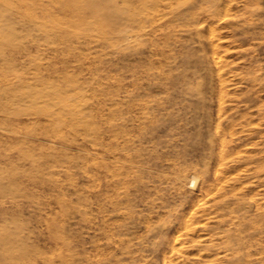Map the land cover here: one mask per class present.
Listing matches in <instances>:
<instances>
[{"label":"rangeland","instance_id":"374dc122","mask_svg":"<svg viewBox=\"0 0 264 264\" xmlns=\"http://www.w3.org/2000/svg\"><path fill=\"white\" fill-rule=\"evenodd\" d=\"M170 2L0 0V264H264V0Z\"/></svg>","mask_w":264,"mask_h":264},{"label":"bare ground","instance_id":"6f19581e","mask_svg":"<svg viewBox=\"0 0 264 264\" xmlns=\"http://www.w3.org/2000/svg\"><path fill=\"white\" fill-rule=\"evenodd\" d=\"M69 1H70V0H69ZM73 1L75 2V0H73ZM92 1H93V0H92ZM143 1H144V0H143ZM161 1H162V0H161ZM174 1H175V0H174ZM190 1H191V0H190ZM256 1H257V0H256ZM64 2H65V1H64ZM67 2H68V1H67ZM163 2H164V1H163ZM219 2H220V1H219ZM98 3H99V2H98ZM169 3H171L170 0H169ZM174 3H175V2H174ZM187 3H188V2H187ZM258 3H259V1H258ZM77 4H79V3H77ZM219 4H220V3H219ZM134 5H135V4H134ZM161 5H162V4H161ZM161 5H160V6H161ZM173 5H174V4H173ZM173 5H172V6H173ZM186 5H187V4H186ZM203 5H204V4H203ZM217 5H218V4H217ZM227 5H229V4H227ZM227 5H225V6H227ZM77 6H78V5H77ZM163 6H165V5H163ZM183 6H185V5H183ZM240 6H241V5H240ZM62 7H63V6H62ZM202 7H203V6H202ZM227 7H228V6H227ZM166 8H167V7H166ZM237 8H238V7H237ZM155 9H156V8H155ZM202 9H204V8H202ZM202 9H201V12H202ZM207 9H208V8H207ZM207 9H206V10H207ZM226 9H230V8H226ZM226 9H225V10H226ZM185 10H186V9H185ZM190 10H192V9H190ZM206 10H205V11H206ZM62 11H63V10H62ZM153 11H154V10H153ZM155 11H156V10H155ZM177 11H178V10H177ZM182 11H183V10H182ZM195 11H196V10H195ZM156 12H157V11H156ZM215 12H216V11H215ZM153 13H154V12H153ZM170 13H171V12H170ZM174 13H176V12H174ZM184 13H185V11H184ZM195 13H196V12H195ZM203 13H204V12H203ZM203 13H202V14H203ZM207 13H208V12H206V14H207ZM212 13H213V12H212ZM150 14H151V13H150ZM154 14H155V13H154ZM156 14H157V13H156ZM166 14H167V13H166ZM186 14H187V13H186ZM188 14H189V13H188ZM197 14H198V10H197ZM199 14L202 15L201 13H199ZM208 14H209V13H208ZM208 14H207V15H208ZM167 15H168V14H167ZM172 15H174V14H172ZM183 15H184V14H183ZM193 15H194V14H193ZM204 15H205V14H204ZM211 15H212V14H211ZM149 16H150V15H149ZM168 16H169V15H168ZM186 16H187V15H186ZM186 16H185V17H186ZM189 16H190V15H189ZM197 16H198V15H197ZM208 16H209V15H208ZM225 16H226V15H225ZM229 16H230V15H229ZM157 17H159V16H157ZM164 17H165V15H164ZM172 17H173V16H172ZM187 17H188V16H187ZM226 17H227V16H226ZM223 18H224V17H223ZM152 19L154 20V18H152ZM156 19H157V18H156ZM176 19H177V18H176ZM189 19H190V18H189ZM198 19H199V17H198ZM218 19H219V18H218ZM158 20H159V19H158ZM170 20H172V19H170ZM170 20H169V21H170ZM214 20H215V19H214ZM177 21H178V20H177ZM192 21H193V20H192ZM155 22H157V21H155ZM162 22H163V21H162ZM167 22H168V21H167ZM171 22L173 23V21H171ZM181 22H186V21H181ZM217 22H218V21H217ZM160 23H161V22H160ZM160 23H159V25H160ZM163 23H165V22H163ZM172 23H171V24H172ZM177 23H179V22H177ZM187 23H188V22H187ZM234 23H235V22H234ZM140 24H142V23L140 22ZM145 24L147 25V23H145ZM156 24H157V23H156ZM156 24H155V25H156ZM171 24H170V25H171ZM199 24L201 25L202 23H199ZM199 24H198V25H199ZM133 25H134V23H133ZM136 25H137V24H136ZM142 25H143V24H142ZM163 25H164V24H163ZM167 25H168V24H167ZM187 25H188V24H187ZM192 25H193V24H192ZM204 25H205V24H204ZM128 26H129V25H128ZM134 26H135V25H134ZM134 26H133V28H134ZM147 26H148V25H147ZM149 26H150V25H149ZM173 26H175V25H173ZM173 26H171V27L173 28ZM211 26H212V25H211ZM221 26H222V25H221ZM150 27H151V26H150ZM166 27H168V26H166ZM185 27H186V26H185ZM214 27H216V26L214 25ZM214 27L212 26V28H214ZM127 28H128V27H127ZM129 28H130L131 30H133L131 27H129ZM136 28H137V27H136ZM145 28H146V27H145ZM183 28H184V27H183ZM188 28H189V27H188ZM188 28H187V29H188ZM137 29H138V28H137ZM156 29H157V28H156ZM159 29H160V28H159ZM164 29H165V28H164ZM181 29H182V28H181ZM127 30H128V29H127ZM160 30H161V29H160ZM168 30H169V29H168ZM183 30H184V29H183ZM189 30H190V29H189ZM210 30H211V29H210ZM143 31H144V30H143ZM155 31H156V30H154V32H155ZM190 31H191V30H190ZM131 32H132V31H131ZM131 32H130V33H131ZM134 32H135V31H134ZM210 32H211V31H210ZM135 33H136V32H135ZM176 33H177V32H176ZM211 33H212V32H211ZM213 33H214V32H213ZM164 34H168V36H170V35H169V32H168V33H164ZM174 34H175V32H174ZM214 34H215V33H214ZM133 35H135V34H133ZM133 35H132V36H133ZM137 35H138V34H136V36H137ZM156 35H157V34H156ZM159 35H160V33H159ZM220 35H221V34H220ZM129 36H130V35H129ZM174 36H175V35H174ZM201 36H202V35H201ZM201 36H200V37H201ZM212 36H213V35H212ZM133 37L135 38V36H133ZM156 37H157V36H156ZM166 37H167V36H166ZM202 37H204V36H202ZM209 37H210V36H209ZM148 38H149V36H148ZM148 38H147V39H148ZM170 38H172V37H170ZM211 38H212V37H211ZM126 39H127V38H126ZM140 39H141V38H140ZM149 39H150V38H149ZM150 40H151V39H150ZM155 40H156V38H155ZM166 40H167V39H166ZM177 40H178V38H177ZM171 41H172V40H171ZM147 42H148V41H147ZM162 42L164 43V41H162ZM167 42H168V41H167ZM148 43H149V42H148ZM203 43H204V42H203ZM216 43H217V42H216ZM213 44H214V43H213ZM151 45H152V44H151ZM199 46H200V44H199ZM140 47H141V46H140ZM140 47H139L138 49H140ZM146 47H147V46H146ZM177 47H178V46H177ZM200 47H201V46H200ZM147 48H149V47H147ZM151 48H152V47H151ZM203 48H204V47H203ZM155 49H156V48H155ZM149 50H150V49H149ZM132 51H133V50H132ZM139 51H140V50H139ZM144 51H145V50H144ZM152 51H154L153 48H152ZM176 51H178V50H176ZM176 51H175V52H176ZM214 51H216V50H214ZM214 51H213V52H214ZM149 52H151V51H149ZM149 52H148V53H149ZM155 52H156V51H155ZM166 52H167V51H166ZM164 53H165V52H164ZM167 53H169V52H167ZM167 53H166V54H167ZM155 54H156V53H155ZM174 55H175V53H174ZM212 55H214V54L212 53ZM167 56H169V55H167ZM220 56H221V55H220ZM157 57H158V56H157ZM212 57H213V56H212ZM218 57H219V56H218ZM153 58H154V57H153ZM214 58H215V57H214ZM151 59H152V58H151ZM138 60H139V58H138ZM141 60H142V59H141ZM143 60H145V58H144ZM143 60H142V61H143ZM149 60H150V59H149ZM214 60H215V59H214ZM167 61H168V60H167ZM131 62H132V60H131ZM156 62H157V61H156ZM162 62H163V61H162ZM200 62H201V61H200ZM165 63H166V61H165ZM215 63H216V61H215ZM218 63H219V62H218ZM238 63H239V62H238ZM133 64H134V63H133ZM146 64H147V63H146ZM161 64H162V63H161ZM194 64H195V63H194ZM194 64H193V65H194ZM200 64H201V63H200ZM246 64H247V63H246ZM248 64H249V63H248ZM162 65H163V64H162ZM170 65H171V64H170ZM191 65H192V64H191ZM197 65H198V64H197ZM140 66H141V65H140ZM145 66H146V65H145ZM136 67H137V66H136ZM156 67H157V66H156ZM137 68H138V67H137ZM141 68H143V67H141ZM146 68H147V67H146ZM196 68H197V67H196ZM170 69H172V67H171ZM180 69H181V68H180ZM219 69H221V67H219ZM219 69H218V72L220 71ZM258 69H259V68H258ZM143 70H145V69H143ZM152 70H153V69H152ZM200 70H202V69H200ZM156 71H157V70H156ZM138 72H139V71H137V73H138ZM141 72H142V71H141ZM141 72H140V73H141ZM188 72H189V71H188ZM140 73H138V74H140ZM147 73H148V71H147ZM155 73H156V72H155ZM160 73H162V72H160ZM174 75H175V74H174ZM217 75H218V74H217ZM200 76H201V75H200ZM171 78H173V77L171 76ZM171 78H170V79H171ZM139 80H140V79H139ZM130 81H131V80H130ZM130 81H129V82H130ZM149 81H150V80H149ZM173 81H174V80H173ZM173 81H172L171 84H173ZM199 81H200V80H199ZM132 82H133V80H132ZM133 83H134V82H133ZM165 83H166V82H165ZM259 83H260V82H259ZM190 84H191V83H190ZM133 85H134V84H133ZM173 85H174V84H173ZM198 85H199V84H198ZM218 85H219V84H218ZM140 86H141V85H140ZM142 86H143V85H142ZM219 86H220V85H219ZM134 88H135V87H134ZM190 89H191V88H190ZM199 89H200V88H199ZM159 91H160V90H159ZM191 93H192V92H191ZM220 93H221V92H220ZM140 94H141V93H140ZM145 95H146V94H145ZM148 95H149V94H148ZM162 96H163V95H162ZM195 96H196V95H195ZM219 96H220V95H219ZM157 97H158V95H157ZM160 97H161V96H160ZM131 99H133V98H131ZM168 99H169V98H168ZM168 99H167V100H168ZM198 99H199V97H198ZM202 99H203V98H202ZM158 100H159V99H158ZM220 100H221V99H220ZM185 101H187V100H185ZM129 102H130V100H129ZM133 102H134V101H133ZM129 104H130V103H129ZM154 104H155V103H154ZM171 104H172V103H171ZM148 105H149V104H148ZM167 105H168V104H167ZM151 107H152V106H151ZM162 109H163V107H162ZM217 109H219V108H217ZM154 112H155V114H156V111H154ZM216 113H217V112H216ZM157 116H158V115H157ZM259 121H260V120H259ZM255 123H257V121H256ZM237 125H238V124H237ZM224 128H225V127H224ZM255 139H256V138H255ZM221 144H222V143H221ZM261 151H262V150H261ZM139 153H140V152H139ZM215 153H216V152H215ZM237 156H238V155H237ZM219 157H220V156H219ZM239 158H240V157H239ZM220 159H221V158H220ZM255 159H256V158H255ZM258 159H259V158H258ZM260 159H261V158H260ZM229 160H230V159H229ZM102 162H103V161H102ZM217 162L219 163L220 161H217ZM227 163H228V162H227ZM234 163H235V162H234ZM236 163H237V161H236ZM158 165H159V164H158ZM217 165H218V164H217ZM227 165H228V164H227ZM257 165H258V164H257ZM257 165H256V166H257ZM140 166H144V165L142 164V165H140ZM214 166H216V165H214ZM104 167H105V166H104ZM145 167H146V166H145ZM146 168H147V167H146ZM182 168H183V167H182ZM178 169H179V168H178ZM178 169H177V171H176L177 173H178ZM186 169H187V168H186ZM192 169H193V168H192ZM179 170H180V169H179ZM217 170H218V169H217ZM217 170H216V171H217ZM187 171H191V170H187ZM194 171H195V170H194ZM220 171H221V170H220ZM223 171H224V170H223ZM225 171H226V170H225ZM135 173H136V172H135ZM177 173H176V174H177ZM194 173H195V172H194ZM194 173H193L194 176L197 175L196 173H195V174H194ZM207 173H208V172H207ZM212 173H213V172H212ZM216 173H217V172H216ZM221 173H222V171H221ZM241 173H242V172H241ZM176 174H175V176H176ZM186 174H187V173H186ZM190 174H191V173H190ZM246 174H247V173H246ZM83 175H84V174H83ZM191 175H192V174H191ZM200 175H201V174H200ZM215 175H216V174H215ZM240 175H241V174H240ZM262 175H263V174H262ZM136 176H137V175H136ZM194 176H193V177H194ZM198 176H199V175H198ZM198 176H197V177L195 176V177L198 178ZM176 177H177V176H176ZM176 177H175V178H176ZM199 177H200V176H199ZM203 177H204V176H203ZM203 177H202V179H203ZM140 178H141V177H140ZM177 178H178V177H177ZM177 178H176V179H177ZM181 178H182V177H181ZM185 178H186V176H185ZM190 178H191V176H190ZM190 178H189V179H190ZM135 179H136V177H135ZM182 179H183V178H182ZM191 179H192V178H191ZM194 179H195V178H193V180H192L193 182H194ZM208 179H209V178H208ZM213 179H214V178H213ZM232 179H233V178H232ZM105 180H106V179H105ZM107 180H108V179H107ZM195 180H196V179H195ZM215 180H218V179H215ZM215 180H214V181H215ZM222 180H224V179H222ZM96 181H97V180H96ZM121 181H122V180H121ZM124 181H125V180H124ZM138 181H139V180H138ZM140 181H141V180H140ZM180 181L182 182V180H180ZM192 181H191V182H192ZM188 182H189V181H188ZM205 182H206V181H205ZM207 182H208V181H207ZM216 182H217V181H216ZM256 182H257V181H256ZM134 183H135V182H134ZM175 183H177V182H175ZM178 183H179V181H178ZM223 183H224V182H223ZM97 184H98V183H97ZM201 184H202V183H201ZM203 184H204V183H203ZM225 184H226V183H225ZM263 184H264V183H263ZM91 185H92V184H91ZM142 185H143V184H142ZM154 185H156V184H154ZM179 185H182V184L179 183ZM179 185H178V186H179ZM204 185H205V184H204ZM257 185H258V184H257ZM95 186H96V185H95ZM205 186H206V185H205ZM205 186H203V188H204ZM207 186H208V185H207ZM212 186H213V185H212ZM228 186H229V184H228ZM140 187H141V186H140ZM145 187H146V186H145ZM213 187H216V186H213ZM230 187H231V186H230ZM93 188H94V185H93ZM96 188H97V187H96ZM222 188H223V187H222ZM105 189L107 190L108 188H105ZM197 189H198V187H197ZM113 190H114V189H113ZM113 190H112V192H113ZM134 190H135V189H134ZM181 190H182V189H181ZM213 190H214V189H213ZM222 190H223V189H222ZM132 191H133V190H132ZM179 191H180V190H179ZM205 191H206V190H205ZM205 191H204V192H205ZM214 191H215V190H214ZM214 191H213V192H214ZM223 191H225V190H223ZM180 192H181V191H180ZM210 192H211V191H210ZM225 192H226V191H225ZM116 193H117V192H116ZM217 193H218V192H217ZM108 194H109V193H108ZM120 194H121V193H120ZM122 194H124V193H122ZM214 194H215V192H214ZM100 195H101V194H100ZM234 195H235V194H234ZM259 195H260V194H259ZM104 196H106V195H104ZM117 196H118V195H117ZM137 196H138V195H137ZM223 196H224V195H223ZM229 196H230V195H229ZM231 196H232V195H231ZM111 197H113L112 194H111ZM111 197H110V198H111ZM232 197H233V196H232ZM94 198H95V197H94ZM201 199H202V197H201ZM226 199H227V198H226ZM102 200H103V199H102ZM198 200H200V199H198ZM202 200H203V199H202ZM109 201H110V200H109ZM238 201H239V200H238ZM238 201H237V202H238ZM99 202H100V201H99ZM106 202H108V201H106ZM230 202H231V201H229V203H230ZM254 202H255V201H254ZM78 203H79V202H78ZM95 203H96V202H95ZM111 203H113V202L111 201ZM116 203H117V202H116ZM196 203H198V202H196ZM100 204H101V203H100ZM100 204H99V206H100ZM194 204H195V203H194ZM251 204H252V203H251ZM107 205H108V204H107ZM107 205H106V206H107ZM111 205H112V204H111ZM114 205H115V204H113V206H114ZM218 205H219V204H218ZM238 205H239V203H238ZM109 206H110V204H109ZM235 206H236V205H235ZM239 206H240V205H239ZM97 207H98V205H97ZM97 207H96V208H97ZM102 207H103V206H102ZM240 207H241V206H240ZM240 207H239V208H240ZM99 208H100V207H99ZM221 208H222V206H221ZM224 208H225V206H224ZM101 209H103V208H101ZM107 209H108V208H107ZM109 209H110V207H109ZM218 209H219V208H217V210H218ZM233 209H234V208H233ZM243 209H244V207H242V210H243ZM98 210H99V209H98ZM195 210H196V209H195ZM219 210H221V209H219ZM235 210H237L236 207H235ZM99 211H100V210H99ZM102 211L104 212V210H102ZM106 211H107V210H106ZM262 211H263V210H262ZM224 212H225V211H224ZM224 212H223V213H224ZM227 212H228V211H227ZM107 213H108V212H107ZM115 213H116V212H115ZM189 213H190V212H189ZM217 213H218V212H217ZM221 213H222V212H221ZM221 213H220V215H221ZM225 213H226V212H225ZM236 213H237V212H236ZM236 213H235V216H236ZM112 214H113V213H112ZM112 214H111V215H112ZM116 214L118 215V213H116ZM121 214H122V213H121ZM246 214H247V213H246ZM85 215H86V214H85ZM106 215H107V214H106ZM111 215L109 214V216H111ZM126 215H130V213H129V214H126ZM241 215H242V214H241ZM241 215H240V216H241ZM244 215H245V214H244ZM247 215H248V214H247ZM78 216H79V215H78ZM104 216H105V215H104ZM186 216H187V215H186ZM221 216H222V215H221ZM221 216H220V217H221ZM232 216H234V213H233ZM237 216H238V215H237ZM242 216H243V215H242ZM245 216H246V215H245ZM87 217H88V216H87ZM95 217H97V215H96ZM224 217H225V216H224ZM224 217H223V219H224ZM227 217H228V216H227ZM238 217H239V216H238ZM104 218H105V217H104ZM113 218H114V217H113ZM232 218H233V217H232ZM239 218H240V217H239ZM94 219H95V218H94ZM100 219H101V217H100ZM147 219H148V218H147ZM186 219H187V218H186ZM219 219H220V218H219ZM84 220H85V219H84ZM106 220H107V219H106ZM110 220H111V222H112V218H111ZM117 220H118V219H117ZM221 220H222V219H221ZM221 220H220V221H221ZM230 220H231V219H230ZM222 221H223V220H222ZM224 221H225V220H224ZM224 221H223V222H224ZM238 221H239V220H238ZM89 222H90V218H89ZM95 222H96V221H95ZM208 222H209V221H208ZM85 223H86V221H85ZM96 223H97V222H96ZM109 223H110V222H109ZM117 223H118V222H117ZM187 223H188V222H187ZM221 223H222V222H221ZM232 223H233V222H232ZM86 224H87V223H86ZM93 224H94V222H93ZM113 224H114V223H113ZM257 224H258V223H257ZM94 225H95V224H94ZM103 225H104V223H103ZM105 225H106V224H105ZM115 225H116V224H115ZM223 225H224V224H223ZM117 226H119V225H117ZM185 226H186V225H185ZM110 227H111V226H110ZM114 227H115V226H114ZM114 227H111V228H113V229H116V228H117V227H116V228H114ZM217 227H218V225H217ZM220 227H221V226H220ZM97 228H98V227H97ZM104 228H105V227H104ZM213 228H214V227H213ZM214 229H215V228H214ZM219 229H220V228H219ZM107 230H108V229H107ZM127 230H128V229H127ZM178 230H180V229H178ZM237 230H238V229H237ZM104 231L106 232V230H104ZM112 231H113V230H112ZM114 231H115V230H114ZM128 231H129V230H128ZM219 231H221V230H219ZM219 231H218V232H219ZM105 232H104V234H105ZM125 232H126V231H125ZM179 232H180V231H179ZM181 232H182V231H181ZM190 232H192V231H190ZM227 232H228V231H227ZM114 233H115V232H114ZM137 233H138V232H137ZM232 233H233V232H232ZM236 233H237V232H236ZM215 234H216V233H215ZM219 234H220V233H219ZM239 234H240V233H238L237 235H239ZM101 235L103 236V233H102ZM112 235H113V234H112ZM228 235H229V234H228ZM107 236H108V235H107ZM107 236H106V237H107ZM110 236H111V235H110ZM135 236H136V235H135ZM176 236H177V234H176ZM220 236H221V235H220ZM121 237H122V236H121ZM123 237H124V236H123ZM221 237H224V238H225V234H224V236H221ZM226 237H227V235H226ZM110 238H112V237H110ZM113 238H116V237H113ZM113 238H112V239H113ZM119 238H120V237H119ZM135 238H136V237H135ZM224 238H223V239H224ZM107 239H108V241H109V238H107ZM117 239H118V238H117ZM98 240H99V239H98ZM98 240H97V241H98ZM131 240H132V239H131ZM175 240H176V239H175ZM225 240H226V238H225ZM229 240H230V239H229ZM229 240H228V242H229ZM231 240H232V239H231ZM239 240H240V239H239ZM239 240H237V242H240V241H241V240H240V241H239ZM119 241H120V240H119ZM98 242H99V241H98ZM103 242H104V241H103ZM114 242H115V243H114L113 245L115 246V244L117 243V241L114 240ZM121 242H122V241H121ZM176 242H177V241H176ZM232 242H233V241H232ZM95 243H96V242H95ZM109 243H110V242H109ZM111 243H113V242H111ZM126 243H127V242H126ZM226 243H227V242H226ZM240 243H241V242H240ZM215 244H216V243H215ZM218 244H219V243H218ZM229 244H230V243H229ZM232 244H233V243H231L230 245H232ZM97 245H98V243H97ZM110 245H111V244H110ZM113 245H112V246H113ZM233 245H235V244H233ZM100 246H101V245H100ZM107 246H108V244H107ZM227 246H228V245H227ZM115 247H116V246H115ZM141 247H142V246H141ZM224 247H225V245H224ZM239 247H240V246H239ZM98 248H99V246H98ZM107 248H108V247H107ZM229 248H230V247H229ZM231 248H232V247H231ZM233 248H234V247H233ZM95 249H96V247H95ZM115 249H116V248H115ZM128 249H129V248H128ZM166 249H167V248H166ZM117 250H118V249H117ZM163 250H164V249H163ZM232 250H233V249H231V251H232ZM114 251H116V250H114ZM148 251H149V250H148ZM233 251H234V250H233ZM105 252H106V251H105ZM108 252H109V251H108ZM110 252H113V251H110ZM120 252H121V251H120ZM127 252H128V251H127ZM220 252H222V251H220ZM235 252H236V250H235ZM96 253H97V252H96ZM96 253H95L94 255L99 254V253H97V254H96ZM137 253H138V252H137ZM233 253H234V252H233ZM242 253H243V252H242ZM84 254H85V253H84ZM86 254H87V253H86ZM135 254H136V252H135ZM142 254H143V253H142ZM161 254H162V253H161ZM214 254H215V253H214ZM102 255H103V254H102ZM104 255H105V254H104ZM104 255H103V257L106 256V255H105V256H104ZM108 255H109V254H108ZM115 255L117 256V254H114V257H115ZM118 255H120V254L118 253ZM140 255H141V254H140ZM90 256H91V255H90ZM128 256H129V255H128ZM130 256H131V255H130ZM132 256H133V255H132ZM125 257H126V256H125ZM82 258H83V257H82ZM91 258H92V256H91ZM94 258H96V257L94 256ZM105 258H106V257H105ZM108 258H109V257H108ZM131 258H132V257H131ZM139 258H140V257H139ZM142 258H143V257H142ZM259 258H260V257H259ZM83 259H85V257H84ZM88 259H89V257H88ZM99 259H101V258H99ZM125 259H127V258H125ZM188 259H189V258H188ZM90 260H91V259H90ZM92 260H93V258H92ZM113 260H114V259H113ZM117 260H118V259H117ZM128 260H129V259H127V261H128ZM143 260H144V258L142 259V261H143ZM147 260H148V259H147ZM164 260H165V259H164ZM219 260H221V258H220ZM254 260H255V259H254ZM95 261H97V260L95 259ZM124 261H126V260H124ZM124 261H123V262H124ZM140 261H141V260H140ZM140 261H139V262H140ZM90 262H91V261H90ZM111 262H112V261H111ZM148 262H149V260H148ZM209 262H210V261H209ZM221 262H222V260H221ZM240 262H241V261H240ZM240 262H239V263H240ZM102 263H103V262H102ZM113 263L116 264L115 261H113ZM141 263H142V262H141ZM193 263H194V262H193ZM97 264H98V263H97ZM99 264H100V263H99ZM108 264H109V263H108ZM122 264H123V263H122ZM132 264H133V263H132ZM143 264H145V263H143ZM147 264H149V263H147ZM162 264H164V261H163ZM173 264H174V263H173ZM185 264H186V263H185ZM242 264H243V262H242Z\"/></svg>","mask_w":264,"mask_h":264}]
</instances>
